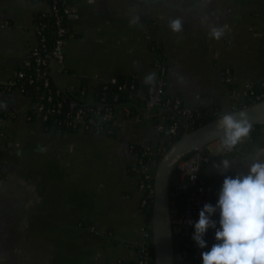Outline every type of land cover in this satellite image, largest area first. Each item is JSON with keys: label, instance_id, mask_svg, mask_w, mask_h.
I'll use <instances>...</instances> for the list:
<instances>
[{"label": "crops", "instance_id": "0c3cea01", "mask_svg": "<svg viewBox=\"0 0 264 264\" xmlns=\"http://www.w3.org/2000/svg\"><path fill=\"white\" fill-rule=\"evenodd\" d=\"M73 13L74 36L65 46V68L52 63L54 83L62 88L87 85L95 78L158 75L161 48L167 65V93L205 110L233 111L243 106L245 80L264 78V0H63ZM47 4L35 0H0V264H118L136 262L151 212L141 208L139 174L133 169L138 149H154L162 140L155 117L134 104L138 116L119 113L112 134L62 130L29 120L30 98L3 86L29 49L37 43L36 14ZM133 16L139 17L132 24ZM181 18L183 32L168 24ZM222 28L220 40L210 37ZM231 67L239 98L221 71ZM237 107V108H238ZM264 149V124L232 152L221 139L204 148L209 161L201 174L208 201L216 205L225 177L246 172L251 158ZM228 159L232 167L215 165ZM171 187L172 217L184 212L189 194ZM219 211L213 216L219 225ZM96 231L92 232L91 228ZM181 227H174L180 233ZM175 235V232H174ZM178 238V237H176ZM215 240L211 229L209 251Z\"/></svg>", "mask_w": 264, "mask_h": 264}, {"label": "built area", "instance_id": "2783aa9c", "mask_svg": "<svg viewBox=\"0 0 264 264\" xmlns=\"http://www.w3.org/2000/svg\"><path fill=\"white\" fill-rule=\"evenodd\" d=\"M40 2L46 3L47 8L36 14L37 43L29 49L16 74L3 88L8 92H22L30 98L29 120H39L62 130H83L96 134H112L118 125L120 112L127 116H138L139 111H136L134 104L140 102L148 115L158 119L155 127L162 136L160 144L154 149L131 146L138 156L133 169L139 174V189L142 192L140 205L142 209L152 212L156 169L163 154L175 142L174 138L218 118L222 112L187 106L181 97L168 94L167 65L163 57L157 60L156 82L146 85L143 95L139 93L137 74L123 80L119 77H96L92 91L85 84L67 88L56 85L50 67L52 63H57L60 70L65 68L64 49L67 40L74 36L69 26L73 10L63 0ZM220 78L230 86V98L236 101L239 98V81L233 69H223ZM27 88H32L33 94ZM240 90L245 100L242 107L233 104V111L264 100V78L260 85L245 80ZM207 161L209 156L204 149L191 152L177 163L171 178L174 195L179 191L189 194L184 212L172 217L173 227L188 229L180 233L174 231L175 237L187 240L185 244H175L176 264H203L201 253L206 248H199L192 237L199 212L208 203V188L201 174L202 166ZM91 231L95 232L96 228L92 227ZM137 245L140 251L138 260L131 263L120 261L118 264H155L151 228L143 231L142 240Z\"/></svg>", "mask_w": 264, "mask_h": 264}, {"label": "clouds", "instance_id": "9594fccd", "mask_svg": "<svg viewBox=\"0 0 264 264\" xmlns=\"http://www.w3.org/2000/svg\"><path fill=\"white\" fill-rule=\"evenodd\" d=\"M91 2V0H90ZM139 22L133 16L132 24ZM169 28L175 33L183 32L181 18L171 19ZM222 28L212 27L209 35L216 40L224 36ZM156 82V73L146 74L143 83ZM217 128L222 133L221 150L232 152L250 136L252 125L243 111L224 112L217 119ZM228 170L232 163L223 159L215 165ZM219 211V225L213 216ZM192 239L201 249L207 248L204 239L209 229L215 230V240L209 251L201 253L203 264H264V149L255 153L246 172H238L235 178L223 180L216 205L206 203L194 223Z\"/></svg>", "mask_w": 264, "mask_h": 264}, {"label": "water", "instance_id": "95a60500", "mask_svg": "<svg viewBox=\"0 0 264 264\" xmlns=\"http://www.w3.org/2000/svg\"><path fill=\"white\" fill-rule=\"evenodd\" d=\"M245 112L252 127L264 124V100L232 111ZM215 118L190 132L184 133L163 154L155 175V192L151 212V230L155 264H176L175 244H185V238H176L171 214V178L177 163L191 152L204 149L210 143L220 140L222 133ZM188 231L187 227L179 230Z\"/></svg>", "mask_w": 264, "mask_h": 264}, {"label": "trees", "instance_id": "16d2710c", "mask_svg": "<svg viewBox=\"0 0 264 264\" xmlns=\"http://www.w3.org/2000/svg\"><path fill=\"white\" fill-rule=\"evenodd\" d=\"M38 1H42V0H38ZM155 50H156V52H157V54H158V59H159V60H160L162 57H164V55L162 54V50H161V48L156 47ZM119 78H120V80H123V79H124V77H119ZM125 78H126V77H125ZM26 90H27L29 93H32V94H33L32 88H27ZM180 137H181V135L176 136V137L174 138L173 141L176 142Z\"/></svg>", "mask_w": 264, "mask_h": 264}, {"label": "flooded vegetation", "instance_id": "af4514ba", "mask_svg": "<svg viewBox=\"0 0 264 264\" xmlns=\"http://www.w3.org/2000/svg\"><path fill=\"white\" fill-rule=\"evenodd\" d=\"M208 203H209V201H208ZM210 230H211V229H209V232H208V234H207V236H206V242H207V238H208V235H209V233H210Z\"/></svg>", "mask_w": 264, "mask_h": 264}]
</instances>
